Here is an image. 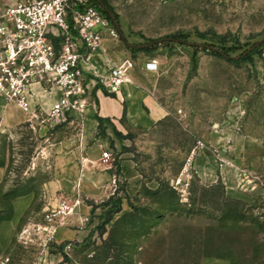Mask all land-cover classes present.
Here are the masks:
<instances>
[{"label":"rangeland","instance_id":"1","mask_svg":"<svg viewBox=\"0 0 264 264\" xmlns=\"http://www.w3.org/2000/svg\"><path fill=\"white\" fill-rule=\"evenodd\" d=\"M25 1L0 0V11ZM94 1L118 32L103 53L161 114L131 128L123 117L113 141L102 123L87 137L86 150L105 141L98 149L111 153L113 178L97 201L84 200L91 212L83 240L64 259L264 264V0ZM149 60L157 73L143 71ZM10 112L25 116L0 100V227L11 235L0 244V264H37L56 251L35 232L57 175L56 151L72 149L84 113L41 126L27 117L7 125ZM124 157L142 181L132 196ZM178 180L186 192L174 188Z\"/></svg>","mask_w":264,"mask_h":264},{"label":"built area","instance_id":"2","mask_svg":"<svg viewBox=\"0 0 264 264\" xmlns=\"http://www.w3.org/2000/svg\"><path fill=\"white\" fill-rule=\"evenodd\" d=\"M118 32L94 0H27L0 11V100L15 105L31 121L62 122L79 117L93 102L90 85L116 94L129 81L126 72L114 65L102 72L83 68L90 56ZM147 73L159 71L149 60ZM36 88L53 99L49 112L38 101ZM103 151L101 159L109 161ZM186 192L188 184L178 180L174 187ZM81 204L78 197H60L57 206L43 214L35 232L46 244L55 236L66 217Z\"/></svg>","mask_w":264,"mask_h":264},{"label":"crops","instance_id":"3","mask_svg":"<svg viewBox=\"0 0 264 264\" xmlns=\"http://www.w3.org/2000/svg\"><path fill=\"white\" fill-rule=\"evenodd\" d=\"M105 42L102 46L105 45ZM112 66L114 64L103 53V47L90 56L88 63H83V68L87 72L91 69H98L103 72L106 67ZM143 71L146 74H150L144 70V67ZM90 89L92 99L96 102L93 105L91 103L85 111L80 130L81 134L72 149L69 152H65L60 148L56 151V156L59 159L56 170L57 175L54 182L47 185V189L51 191V197L45 201L43 212L56 207L60 197H67L71 200L78 197L81 200V204L74 209V215L64 219L63 225L58 230L54 243L55 253L43 257L42 261L37 264H71L69 260L64 259V256L69 257V252L74 248V242L79 243L83 240L85 223L88 221V215L91 212L90 207L84 205V200L97 201L98 198L104 195L103 186L107 185L113 178L109 161L101 159L103 151L100 152L98 149L105 147V141L100 140L98 147L94 145L91 148H87V150L85 146L87 137L99 126V120H101L103 127L106 129L107 139L113 141L114 131L122 132L119 127L123 117L125 118V127L131 128L139 124H152L161 114L160 108L149 94L130 79L121 86L116 94H108L100 87H94L93 82L90 85ZM36 91L38 101L43 106V110L49 112L53 99L38 88H36ZM9 106L10 104H7V107ZM147 110H150V114L147 113ZM25 117H27L26 122H35L41 126L46 124V122L41 120L31 121V118L26 114L25 116H14L12 112L7 113L4 122L7 125L19 124L25 120ZM81 159L90 162L91 165L83 162L85 169L81 170L79 166V160ZM120 171L121 176L126 180L127 194L132 196L141 186V177L133 162L127 157H124L120 162ZM6 225L9 228H13L11 223ZM4 227L5 225L0 227V244L2 245L8 243L11 237V235L8 237L4 236L2 232ZM206 264L227 263L207 261Z\"/></svg>","mask_w":264,"mask_h":264},{"label":"water","instance_id":"4","mask_svg":"<svg viewBox=\"0 0 264 264\" xmlns=\"http://www.w3.org/2000/svg\"><path fill=\"white\" fill-rule=\"evenodd\" d=\"M97 1L100 4L99 0H97ZM100 5H101L102 8H104L102 4H100ZM111 19H112L111 21H113V18H111ZM114 25L119 29L118 25L115 22H114Z\"/></svg>","mask_w":264,"mask_h":264},{"label":"trees","instance_id":"5","mask_svg":"<svg viewBox=\"0 0 264 264\" xmlns=\"http://www.w3.org/2000/svg\"><path fill=\"white\" fill-rule=\"evenodd\" d=\"M101 125V120H99V126Z\"/></svg>","mask_w":264,"mask_h":264}]
</instances>
